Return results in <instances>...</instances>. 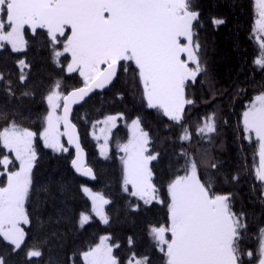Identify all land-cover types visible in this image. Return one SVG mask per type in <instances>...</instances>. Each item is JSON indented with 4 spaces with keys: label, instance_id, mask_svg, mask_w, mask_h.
<instances>
[{
    "label": "snow or ice",
    "instance_id": "1",
    "mask_svg": "<svg viewBox=\"0 0 264 264\" xmlns=\"http://www.w3.org/2000/svg\"><path fill=\"white\" fill-rule=\"evenodd\" d=\"M254 9L256 18L249 40L258 53L253 65L260 70L264 69V0H254ZM200 16L195 0H0V54L10 46L11 53L26 56V30H31L33 38L42 35L38 30H45L44 46L50 51L52 63L61 66L60 58L70 54L66 72L79 73L83 80L82 87L71 91H65L63 79L52 83L42 99L47 109L39 131L24 126L22 120L26 118L18 111L0 109V121L5 122L0 127V148L7 150L0 158V238L11 246L12 252L21 250L25 243L26 232L21 225L30 223L26 204L37 192L33 182V169L38 162L35 141L38 138L44 148L53 152L67 153L69 148L61 142V137L66 136L68 144L76 149L72 167L80 175L95 179L92 168L82 160L83 149L69 114L72 105L83 101L93 89L112 84L121 70L131 75L134 86L138 83L137 91L146 107L172 122L165 128L179 126L182 145L191 141L190 127L184 119L185 106L195 101L188 98V91L197 83L212 87L206 45L198 34L202 27ZM210 22L214 27L226 23L214 16ZM17 66L19 82L26 86L31 64L19 59ZM61 71L65 69L61 67ZM0 86L8 96L15 95L12 81L6 80L3 72ZM34 94L30 87L21 92L24 97ZM215 96L213 90L212 98ZM217 117L218 113L213 111L198 123L196 134L207 140L209 147L192 152L182 146L179 155L184 163L172 173L166 186H158L154 180L150 165L161 154L150 150L153 138L141 127L140 117L127 125V142L117 144L118 151L123 153L119 157L122 191L146 206L155 202L167 208L166 222L149 224L146 229L152 247L160 254V264H264V226H258L255 233V249H248L246 241L252 239L248 214L234 210L233 193H217L213 181L201 176V169L205 174L208 168L218 169L219 162L214 161L211 153L216 137L222 135ZM123 118V114L109 115L97 122L105 125L101 131L109 133L100 146V154L105 158L111 134L108 126L116 127L117 120ZM235 135L237 140L247 141L255 148L259 163L252 168L259 185V200L264 205V90L245 105ZM10 156H14V161ZM15 162L19 167L12 170L10 165ZM239 179V172L232 176L233 181ZM256 190L254 185L252 191ZM81 191L91 201V211L80 214L79 227L83 228L93 216L109 224L105 205L111 201L88 186L82 185ZM138 208V204L133 206V210ZM110 239L102 236L99 243L82 251L83 264H153L150 252L141 255L134 250L133 237L128 238L130 254L124 261L113 252L120 245L109 244ZM41 256L39 248H29L25 264ZM0 264H5L3 256Z\"/></svg>",
    "mask_w": 264,
    "mask_h": 264
},
{
    "label": "trees",
    "instance_id": "2",
    "mask_svg": "<svg viewBox=\"0 0 264 264\" xmlns=\"http://www.w3.org/2000/svg\"><path fill=\"white\" fill-rule=\"evenodd\" d=\"M195 2L201 13L202 27L198 28V34L202 44L206 45L212 87L207 83H197L188 91V98L195 101L193 105L185 106L184 119L190 127L191 141H185L182 145L179 140L182 129L179 126L165 128L166 124L171 125L172 122L157 110L146 107L137 91L138 83L134 86L131 75H126L121 70L118 79L103 92L91 95L84 103L75 107L71 116L86 153L87 165L95 174L94 182L81 179L71 169L72 150L69 149L67 153L53 152L44 148L43 142L38 138L35 141L38 162L33 169V182L37 192L31 195L29 203L26 204L30 223L23 227L26 237L21 250L12 252L11 246L0 238V256H3L5 264H25L26 252L33 247L39 248L42 256L31 258L28 264H83L80 253L96 244L102 234H108L112 244L120 245L113 252L122 261L130 254L128 238L133 237L134 250L141 255L150 252L153 264H160V254L152 247L146 229L149 224L165 223L167 208L155 202L146 206L143 201H138L122 191V164L119 159L122 153L118 151L117 144L124 143L128 138L127 122L140 117L141 127L153 138L150 150L161 154L160 159L150 165L154 170V180L158 186H166L172 173L184 163L179 155L182 146L192 152H196L198 148L209 147L207 140H201L197 136L196 129L202 118L213 111L218 113L222 135L216 137L211 153L214 161L219 164L218 169L208 168L207 174L201 169V176L204 180L213 181L217 193L234 194V210L248 214L249 234L252 239L246 241L247 248L255 249V233L258 226H264V205L259 200V185L254 179L252 168L253 164L258 165L259 160L254 146H250L247 141L237 140L235 135V130L240 127L245 105L264 90V69L258 70L253 65L258 53L249 40L256 18L254 0ZM213 16L223 18L226 23L214 27L210 22ZM38 32L42 35L33 38L32 32L26 30V38L29 40L26 56L22 53H11L10 46L0 54V72L4 73L6 80L12 81L15 91V95L10 97L0 86V109L9 113L18 111L26 118L22 120L24 126L33 131L42 129L41 118L47 109L42 99L56 79H63L67 85L65 91L83 84L78 73L66 72V65L70 61L69 54L60 58L61 66L52 63L50 51L44 46L45 30ZM19 59H26L31 64L26 86L19 82ZM61 67L65 71H61ZM26 87L34 89V96H21ZM213 90L216 92L215 99L212 98ZM117 114H123L124 118L118 119L116 127L111 129L105 158L100 154L97 141L91 132L94 124H100H97L98 121ZM4 123L0 121V127ZM165 137L172 139L165 140ZM61 142L67 147L63 137ZM4 154H7V150L0 148V158ZM197 157L199 158L198 153ZM10 159L14 161V156H10ZM17 167V162L14 166L10 165L12 170ZM238 172L239 181H233L232 176ZM82 185L101 192L111 201L105 205L109 224L105 225L98 217L93 216L83 228L79 227L80 214L91 211L90 200L81 191ZM254 185L257 188L255 192L252 191ZM166 196L165 187L164 197ZM137 204L138 210H133V206Z\"/></svg>",
    "mask_w": 264,
    "mask_h": 264
},
{
    "label": "water",
    "instance_id": "3",
    "mask_svg": "<svg viewBox=\"0 0 264 264\" xmlns=\"http://www.w3.org/2000/svg\"><path fill=\"white\" fill-rule=\"evenodd\" d=\"M114 81H115V80H114ZM114 81H113V82H114ZM110 85H111V84H110ZM110 85L106 86V87L103 88V89H99V88L93 89V91L90 92L89 95H88L87 97H85V99H84L83 101H81V102L78 103V104H74V105H72V111H71L70 114H69V120L72 122L71 116H72V112H73V110H74L75 107H77V106L81 105L82 103H84V102H85V101H86L91 95H93V94H95V93L103 92V91L106 90ZM82 86H83V84L80 85V86H78V87H75V88H79V87H82ZM72 89H73V88H72ZM72 89H70L69 91H71ZM61 112H62V109H61ZM72 123H73V122H72ZM73 124H74V123H73ZM61 131H63V125H61ZM76 135L78 136L79 141H80V136H79V132H78L77 127H76ZM63 140H64L65 144L67 145V147H68L70 150H72V153H73V157H72V159H74V158L76 157V149H75V146H74V145H69V144H68V140H67V137H66V136L63 137ZM80 144H81V141H80ZM81 148L83 149V152H82V160H83V162L85 163V165H86L87 167H90V166L87 165L86 153H85L84 148L82 147V144H81ZM72 159H71V161H72ZM71 161H70V167H71V169L74 171V173H75L78 177H80L81 179H83V180H85V181L91 182V183L95 181V179H91L90 177L82 176V175H80L79 173H77L76 170L72 167ZM90 168H91V167H90ZM93 173H94V172H93Z\"/></svg>",
    "mask_w": 264,
    "mask_h": 264
},
{
    "label": "rangeland",
    "instance_id": "4",
    "mask_svg": "<svg viewBox=\"0 0 264 264\" xmlns=\"http://www.w3.org/2000/svg\"><path fill=\"white\" fill-rule=\"evenodd\" d=\"M30 30V29H29ZM31 31V30H30ZM69 34H70V30H69ZM70 55V54H69ZM70 59H71V57H70ZM79 74V73H78ZM83 81V80H82ZM104 119H102V121H103ZM133 119H131L130 121H128L127 122V125H129L130 123H131V121H132ZM126 125V126H127ZM109 128H111L112 129V127H111V125H109L108 126ZM128 128V127H127ZM101 129H105V125L103 124V123H100V124H98L97 126H95V128H93V130H92V132H91V135H92V137L97 141V147H98V149H99V152H100V146L101 145H103L104 144V137L106 136V135H109V133L107 132V131H101ZM129 135H130V133H129V130H128V138H129ZM96 137H99V139H96ZM128 138H127V140H128ZM127 140L125 141V142H127ZM124 142V143H125ZM108 149V148H107ZM122 155H123V153H122ZM18 163V162H17ZM18 167H19V165H18ZM17 167V168H18ZM4 180H6V177H4ZM94 191V190H93ZM106 198V197H105ZM90 203H91V201H90ZM25 225H21V227H24ZM102 236H109L108 234H102V235H100V237H102ZM100 237H99V239H98V241L96 242V244L97 243H99V240H100ZM108 243L109 244H112L111 242H110V240L108 241ZM112 245H114V244H112ZM93 246H95V244L93 245Z\"/></svg>",
    "mask_w": 264,
    "mask_h": 264
}]
</instances>
